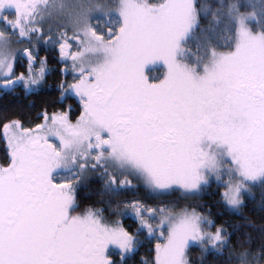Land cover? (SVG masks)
Returning a JSON list of instances; mask_svg holds the SVG:
<instances>
[{
  "label": "snow or ice",
  "instance_id": "obj_1",
  "mask_svg": "<svg viewBox=\"0 0 264 264\" xmlns=\"http://www.w3.org/2000/svg\"><path fill=\"white\" fill-rule=\"evenodd\" d=\"M0 24V96L31 97L0 112V264H264V0H0Z\"/></svg>",
  "mask_w": 264,
  "mask_h": 264
},
{
  "label": "trees",
  "instance_id": "obj_2",
  "mask_svg": "<svg viewBox=\"0 0 264 264\" xmlns=\"http://www.w3.org/2000/svg\"><path fill=\"white\" fill-rule=\"evenodd\" d=\"M29 99L31 97L24 96L22 93L17 95H2L0 96V112L5 110L15 109L17 106H24V107H31L28 104ZM4 155V144L0 141V158ZM88 190H85L84 195H87ZM260 190H256V197L255 200H249L248 204L244 210V215L249 217L251 221L255 222V224L259 225L260 223L264 222V212H261L259 209V201H260ZM179 196V193L176 194ZM205 199H208L206 196ZM216 209H213L215 212ZM224 219L230 220L233 226L239 225L238 234L243 232H251L253 236L258 234V229H253L251 226L247 225L246 222L243 220L241 215L235 216H228L224 217ZM232 229L230 228V231ZM155 242H153L154 245ZM154 257V252L151 253V256L148 251V247L141 248L137 254L130 260V264H141L142 258H152ZM189 259L192 261V264H199V250L194 249L191 253ZM214 258L212 256L207 257V261H212Z\"/></svg>",
  "mask_w": 264,
  "mask_h": 264
},
{
  "label": "rangeland",
  "instance_id": "obj_3",
  "mask_svg": "<svg viewBox=\"0 0 264 264\" xmlns=\"http://www.w3.org/2000/svg\"><path fill=\"white\" fill-rule=\"evenodd\" d=\"M9 18H11V16H9ZM0 26H2V24H0ZM147 71L149 72L150 75H157L159 74L160 71H162V69H160L157 66H150L149 69H147Z\"/></svg>",
  "mask_w": 264,
  "mask_h": 264
}]
</instances>
